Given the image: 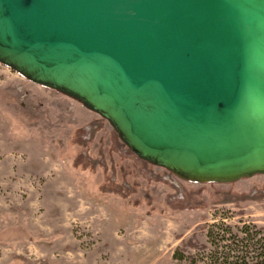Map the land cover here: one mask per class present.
I'll return each mask as SVG.
<instances>
[{
    "label": "water",
    "instance_id": "obj_1",
    "mask_svg": "<svg viewBox=\"0 0 264 264\" xmlns=\"http://www.w3.org/2000/svg\"><path fill=\"white\" fill-rule=\"evenodd\" d=\"M0 64L182 181L264 176V0H0Z\"/></svg>",
    "mask_w": 264,
    "mask_h": 264
},
{
    "label": "rangeland",
    "instance_id": "obj_2",
    "mask_svg": "<svg viewBox=\"0 0 264 264\" xmlns=\"http://www.w3.org/2000/svg\"><path fill=\"white\" fill-rule=\"evenodd\" d=\"M94 120L102 129L89 155L106 166L75 168L83 149L74 134ZM114 132L81 103L0 64V264H242L247 255L257 262L264 200L213 205V195L264 189L263 175L230 184L178 179L200 191L206 207L174 209L165 203L172 189L138 175L136 159L114 149ZM114 169L119 183L124 170L139 182L137 194L101 191Z\"/></svg>",
    "mask_w": 264,
    "mask_h": 264
},
{
    "label": "trees",
    "instance_id": "obj_3",
    "mask_svg": "<svg viewBox=\"0 0 264 264\" xmlns=\"http://www.w3.org/2000/svg\"><path fill=\"white\" fill-rule=\"evenodd\" d=\"M102 129V122L99 120H94L87 124L84 127L79 128L74 134V144L83 150L80 151L73 162L75 168L81 167L82 169H91L95 170L98 166H106L104 161V157L100 158H92L89 155L90 145L94 142L97 133ZM114 149L118 151V153L124 157L133 156L136 159L137 166V174L142 176L144 179L148 181H153L156 183H162L164 185L169 186L174 193H171L167 196L165 203L168 206L176 209L182 210H195V209H203L206 207L205 201L201 198L200 191L189 190L185 188L180 182L178 178L174 176L172 173L165 171L163 174H156L152 170V165L148 162H145L138 157H136L129 148H127L121 141L116 132ZM128 172L124 170L123 173V181L119 183L117 181V174L114 169L113 173L110 177H107V181L101 185V191L114 194L122 198H129L132 195L137 194L139 190V182L134 181L130 182L128 180ZM214 202L213 205L219 204H229V203H240L247 201H263L264 200V189L254 190L248 194H237L234 192H224V191H216L214 193ZM149 205L153 202V199L149 194H146ZM211 234V233H210ZM209 234V235H210ZM212 236V234L210 235ZM261 247L260 252L257 256L253 257L257 262L252 264H264V239L260 240ZM247 259H250L249 256H245L242 258V264H249L246 262ZM252 259V258H251ZM38 264H47L45 261H41ZM226 264V263H222Z\"/></svg>",
    "mask_w": 264,
    "mask_h": 264
}]
</instances>
